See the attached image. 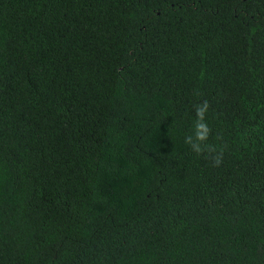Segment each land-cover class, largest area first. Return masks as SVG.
Listing matches in <instances>:
<instances>
[{"label": "trees", "instance_id": "1", "mask_svg": "<svg viewBox=\"0 0 264 264\" xmlns=\"http://www.w3.org/2000/svg\"><path fill=\"white\" fill-rule=\"evenodd\" d=\"M0 264H264V0H0Z\"/></svg>", "mask_w": 264, "mask_h": 264}, {"label": "clouds", "instance_id": "2", "mask_svg": "<svg viewBox=\"0 0 264 264\" xmlns=\"http://www.w3.org/2000/svg\"><path fill=\"white\" fill-rule=\"evenodd\" d=\"M207 109V102H204L202 106H197L195 111H196V121H195V139L197 141H203L205 139H207V133L209 131V129L207 128L206 123L203 120L204 117V113ZM185 143L191 145L192 149L194 151H196L197 153H199L201 151L199 145L197 143H195L193 141V137L192 136H188L185 138ZM214 163L215 164H219L220 163V159L214 158Z\"/></svg>", "mask_w": 264, "mask_h": 264}]
</instances>
